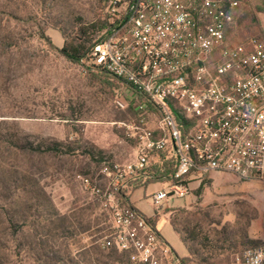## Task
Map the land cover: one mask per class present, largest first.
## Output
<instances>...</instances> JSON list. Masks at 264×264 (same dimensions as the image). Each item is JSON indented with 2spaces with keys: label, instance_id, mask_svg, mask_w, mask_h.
<instances>
[{
  "label": "rangeland",
  "instance_id": "374dc122",
  "mask_svg": "<svg viewBox=\"0 0 264 264\" xmlns=\"http://www.w3.org/2000/svg\"><path fill=\"white\" fill-rule=\"evenodd\" d=\"M238 1L230 25L233 43L264 29V12L257 8L261 0ZM106 5V0H0L3 264H40L41 250L31 251L25 245L55 249L70 245L74 261L99 264L94 247L104 231L92 230L72 239L43 234L36 237L38 244L31 225L41 233L48 228L47 218L81 207L92 206L93 219L101 217L99 203L78 176L99 171L100 157L119 164L134 158L135 145L123 126L134 115L119 103L121 83L87 67L85 60L75 63L60 52L81 25L104 22ZM207 181L203 191L194 184L187 198L165 202L157 217V230L180 261L190 259L187 264H227L234 253L247 248L249 240L264 244L263 186L225 173H212ZM165 188L167 184L155 183L136 191V206L153 215L151 199L142 197ZM102 218L101 227L106 229ZM24 219L28 221L24 232L14 234L13 226ZM171 220L194 252L185 247Z\"/></svg>",
  "mask_w": 264,
  "mask_h": 264
},
{
  "label": "built area",
  "instance_id": "2783aa9c",
  "mask_svg": "<svg viewBox=\"0 0 264 264\" xmlns=\"http://www.w3.org/2000/svg\"><path fill=\"white\" fill-rule=\"evenodd\" d=\"M238 5L107 1L106 27L89 68L121 83L119 103L134 115L123 126L135 154L126 164L105 158L95 174L78 178L107 222L97 246L127 254L128 264H177L149 219L165 202L187 198L192 185L207 183L212 173L264 188V45L227 41ZM164 153L175 159L176 171L170 181L157 182L167 188L151 195L154 214L147 216L124 192L134 181L155 179L148 169ZM227 264H264V244L234 253Z\"/></svg>",
  "mask_w": 264,
  "mask_h": 264
},
{
  "label": "trees",
  "instance_id": "16d2710c",
  "mask_svg": "<svg viewBox=\"0 0 264 264\" xmlns=\"http://www.w3.org/2000/svg\"><path fill=\"white\" fill-rule=\"evenodd\" d=\"M108 0H106L107 2ZM242 1V0H240ZM246 3H249L250 0H244ZM258 12H264V0H261V5L259 7ZM252 14V13H251ZM250 13L247 14V16L251 15ZM255 24H257V21L254 20ZM106 27V22H96L92 23L88 26L81 25L77 34L66 38L65 45L61 49V54L69 59L70 61H73L75 63H80L83 59L85 60V63L87 67H89V54L91 53L94 45L101 41L99 38L100 34ZM259 33L254 35H248L245 37H241L238 44L246 45L247 47L250 46L252 39H257L261 44L264 45V29L260 27L258 29ZM230 34V27L227 31V41L230 43H233L229 37ZM67 36V35H66ZM97 70V69H96ZM100 71V70H98ZM103 76L108 78L109 80L113 78L109 76L108 74L100 71ZM115 80V79H114ZM117 81V80H116ZM105 159V157H100L98 160V164L100 165L101 162ZM176 161L175 159H167L166 153L161 154L156 162L151 165L148 169V173H150L152 176L155 177V179H147V180H138L134 181L130 184L129 188L124 192V196L127 201H130L133 194L141 189H147L150 185L157 183V182H167L170 181L176 171ZM206 185V183H203L200 186L199 191H203V186ZM55 219L53 217H49L46 219L47 227H43V230H41V233L37 231V228L34 224H30L33 226V235L35 237L34 242L38 243L36 237L39 235H45V236H52L54 238H67L72 239L75 238L78 235H84L93 232H100L104 231L105 229L101 227L102 223L104 222V219L102 218L103 215L97 216L93 219V212H92V206L90 207H81L78 210H75L74 212L70 214L60 215V213L55 214ZM159 215L156 214L149 220L156 225L159 221L157 219ZM28 221L24 219L22 224L14 225L13 228L14 234H21L24 232L25 227L27 226ZM172 226L175 230V232L178 235H181V240L185 247L189 250V252H194V249L189 245L187 236H183L181 230L178 228L177 223L175 220H171ZM188 229L184 233H188ZM92 233L91 235H93ZM40 244V243H38ZM42 244V243H41ZM262 245L259 241L249 240L247 245L248 247H254ZM29 246V250L33 251L36 247L41 250V260L39 259L40 264H80L76 261H74L72 256V250L70 249V245H62V248L55 249L51 245H25ZM19 248L22 249V246L19 245ZM26 249H24L25 251ZM95 254L99 256L96 260L99 264H128L129 257L127 254H122L117 251L111 250V251H103L99 246L94 247ZM175 259L177 260V264H187L190 262V259L180 261L178 258V255L176 254L174 250ZM102 258V260L100 259ZM4 262L0 260V264H3Z\"/></svg>",
  "mask_w": 264,
  "mask_h": 264
},
{
  "label": "crops",
  "instance_id": "0c3cea01",
  "mask_svg": "<svg viewBox=\"0 0 264 264\" xmlns=\"http://www.w3.org/2000/svg\"><path fill=\"white\" fill-rule=\"evenodd\" d=\"M263 25H264V21H263ZM194 185V184H193ZM199 186V185H198ZM140 190V189H139ZM146 190V189H145ZM160 190H162V189H159V190H157V191H155L154 193H156V192H158V191H160ZM138 191V190H137ZM135 194V193H134ZM134 194H133V196H132V198H131V201H132V203H133V205L136 207V208H138L137 206H136V200L134 199ZM147 197H151V194L148 196L147 194H146V192L144 193V195H143V197H142V199H147ZM151 199V198H150ZM139 209V208H138ZM139 210H141V209H139ZM142 211V210H141ZM143 212V211H142ZM144 213V212H143ZM151 216H153V215H151Z\"/></svg>",
  "mask_w": 264,
  "mask_h": 264
}]
</instances>
